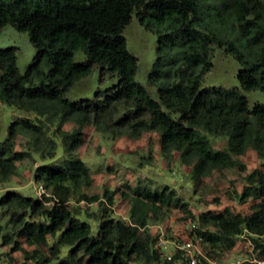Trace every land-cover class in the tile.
<instances>
[{
  "label": "trees",
  "instance_id": "1",
  "mask_svg": "<svg viewBox=\"0 0 264 264\" xmlns=\"http://www.w3.org/2000/svg\"><path fill=\"white\" fill-rule=\"evenodd\" d=\"M134 12L158 35L151 77L159 99L136 79L138 57L124 35ZM8 23L29 32L36 53L22 72L17 47L0 48V102L37 115L11 122L8 138L0 144V182L15 175L18 162L36 151L42 161L33 176L45 188L37 198L12 189L0 201L9 215L6 224L0 222V240L23 250L21 264H187L180 249L168 259L158 245L160 233L149 227L150 221L163 220L172 205L200 224L186 236L171 238L201 237L214 257L216 249L240 248L247 231L264 257V168L248 173L243 190L236 193L240 201L255 199L249 213L226 207L195 215L176 188L153 189L138 182L127 184L130 193L122 192L130 202L128 221L109 206L114 191H85L95 179L74 153L83 142L82 129L94 125L133 138L158 131L162 157L191 167L195 178L220 165L237 166L235 156L248 148L264 160V103L251 107L240 88L204 87L216 44L239 60L242 89L264 90V0H0V32ZM80 49L88 57L78 62ZM96 65L101 79L110 75L117 81L94 97L72 99L73 88ZM67 121L78 126L73 133L63 130ZM20 134L27 140L18 149ZM211 135L226 137V148H215ZM60 143L66 151L63 160L56 159ZM19 238L34 249L22 247ZM199 264L210 263L202 259Z\"/></svg>",
  "mask_w": 264,
  "mask_h": 264
},
{
  "label": "rangeland",
  "instance_id": "2",
  "mask_svg": "<svg viewBox=\"0 0 264 264\" xmlns=\"http://www.w3.org/2000/svg\"><path fill=\"white\" fill-rule=\"evenodd\" d=\"M127 45L131 52L138 57V71L136 79L145 85L151 96L159 99L158 85L151 77L154 64L158 57V35L141 23L137 13H133L131 21L124 29ZM17 47V64L24 72L32 63L36 53L35 46L28 31H21L11 23L6 24L0 32V48ZM213 67L205 74L204 87H224L240 88L247 95L249 104L252 107L255 103H264V90L241 88L238 72L241 68L239 60L231 53L225 51L224 47L213 44ZM88 55L84 49H80L75 54L78 62L86 60ZM117 78L106 75L101 79L100 68L95 66L93 71L79 81L70 93L72 99L83 97H94L98 90H104L114 84ZM34 111L18 108L15 105L0 102V144L4 143L9 135V126L17 117L35 118ZM40 118L50 124L51 129H55V124L45 115ZM78 128L73 121H67L63 125V130L73 133ZM83 142L76 147V154L80 155L90 167L94 176V184L86 188L89 194L100 193L107 189L114 191V203L110 207L115 216L130 220V202L124 199L122 192L130 193L127 184L136 185L138 182L149 184L153 189H161L168 184L178 190L182 198L190 204L195 215L208 209L217 211L226 207L235 212L244 214L252 211L255 199L247 201L237 199V192L243 190L245 176L256 168H264V160L259 152L254 148H248L244 154L236 155L238 165L234 167L220 165L209 175L195 178L191 172V167L183 165L178 161H168L160 153V134L153 130L144 133L140 138H133L127 134L117 136L104 131H99L94 125H87L82 129ZM213 145L217 149H224L227 146V138L224 136H210ZM27 138L21 134L17 137V148L20 149L26 143ZM151 154V157L148 155ZM66 151L62 143L59 144L57 160H63ZM42 161L40 154L33 151L31 157L18 162V170L15 175L7 181L0 182V201L2 196L9 190H17L25 195L37 198L41 183L36 181L33 172L36 165ZM109 192V193H110ZM81 206L88 205L81 202ZM92 207H95L93 204ZM9 215L5 213L0 205V222L7 223ZM94 227L97 222L88 219ZM199 221L189 214H184L181 210L172 205L167 210V216L158 222L150 221V229L153 233L164 231L167 237L173 235H184L192 233ZM22 247L27 250L34 249V246L27 245L19 238ZM244 240V239H242ZM52 238H50V243ZM241 248H245V243L240 241ZM239 245V244H238ZM170 244L165 246L168 249ZM41 251L45 256H49L47 245L41 246ZM231 251L216 249L214 257L222 262H226ZM66 249L64 248V253ZM22 249H14L13 243L4 244L0 240V264H21L25 261ZM30 264H37L34 260H29ZM82 264H87L83 262ZM247 264V263H246Z\"/></svg>",
  "mask_w": 264,
  "mask_h": 264
},
{
  "label": "built area",
  "instance_id": "3",
  "mask_svg": "<svg viewBox=\"0 0 264 264\" xmlns=\"http://www.w3.org/2000/svg\"><path fill=\"white\" fill-rule=\"evenodd\" d=\"M45 192V188L40 185L39 195L41 196ZM244 239L245 248H238L233 252L232 256H229L227 261L222 262L217 258L210 255L208 252L210 246L208 243L202 241L201 237H189L181 239L178 237H167L164 231L159 234L158 245L160 249L164 250L168 259L177 250H182L187 264H199L202 259H206L210 264H243L245 262H251L253 264H264V257L260 256L255 249V244L251 239L250 234L246 231L241 235ZM170 244L168 249L165 246Z\"/></svg>",
  "mask_w": 264,
  "mask_h": 264
}]
</instances>
